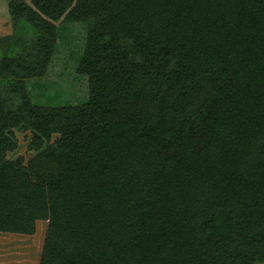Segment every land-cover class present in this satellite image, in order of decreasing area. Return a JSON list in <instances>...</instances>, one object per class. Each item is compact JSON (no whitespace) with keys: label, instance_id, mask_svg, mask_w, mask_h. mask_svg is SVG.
I'll use <instances>...</instances> for the list:
<instances>
[{"label":"trees","instance_id":"obj_1","mask_svg":"<svg viewBox=\"0 0 264 264\" xmlns=\"http://www.w3.org/2000/svg\"><path fill=\"white\" fill-rule=\"evenodd\" d=\"M0 15L1 233L46 222L39 264L264 261V0Z\"/></svg>","mask_w":264,"mask_h":264},{"label":"rangeland","instance_id":"obj_2","mask_svg":"<svg viewBox=\"0 0 264 264\" xmlns=\"http://www.w3.org/2000/svg\"><path fill=\"white\" fill-rule=\"evenodd\" d=\"M11 32V20L0 15V37ZM40 93L37 101L42 104L45 100V94L48 96L49 91L40 90ZM48 102L54 103L53 101ZM46 227V222L39 221L37 232L32 236L0 232V264H39ZM254 264H264V261H258Z\"/></svg>","mask_w":264,"mask_h":264}]
</instances>
